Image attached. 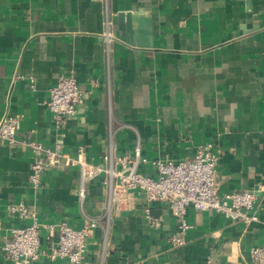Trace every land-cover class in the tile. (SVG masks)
I'll return each mask as SVG.
<instances>
[{
	"label": "crops",
	"instance_id": "crops-1",
	"mask_svg": "<svg viewBox=\"0 0 264 264\" xmlns=\"http://www.w3.org/2000/svg\"><path fill=\"white\" fill-rule=\"evenodd\" d=\"M127 11L152 17L153 47L127 43L117 17ZM62 75L86 95L63 127L47 107ZM7 114L20 124L16 143L0 144V243L30 222L9 210L24 203L39 222L55 225L41 230L36 264H72L48 253L60 222L80 228L87 217L102 225L82 264H252L250 250L264 245V196L249 226L188 208L192 228L173 247L168 234L177 219L166 204L134 193L109 221L100 177L81 199L77 167L46 173L35 192L26 144L82 151L98 164L137 146L150 160L181 161L215 142L223 150L219 193L264 189V0H0V119ZM140 171L154 174L151 165ZM0 264H10L1 250Z\"/></svg>",
	"mask_w": 264,
	"mask_h": 264
},
{
	"label": "built area",
	"instance_id": "built-area-1",
	"mask_svg": "<svg viewBox=\"0 0 264 264\" xmlns=\"http://www.w3.org/2000/svg\"><path fill=\"white\" fill-rule=\"evenodd\" d=\"M109 35V31H107ZM86 102V95L76 79L62 75L57 84L50 89L47 107L58 124L63 127L68 119L79 113ZM20 118L7 114L0 119V144L14 145ZM33 154L29 183L35 192L44 187L46 173L63 167H77L80 173L79 197L84 198L86 184L100 177L107 194L106 218L110 221L114 212L125 210L134 193H141L150 203L161 202L177 219L176 230L168 234V243L180 247L186 243V234L192 225L186 219L187 209L192 207L199 212L212 211L233 221L249 226L257 222L258 200L264 196L261 185L242 192L219 193L217 165L222 148L215 142H207L197 147L192 157L181 161L171 159H148L137 146L133 152L115 157L112 153L98 164L91 163L84 152L76 156L63 153L58 147L49 148L35 141L26 143ZM151 165L153 175L140 171L141 167ZM11 213H19L30 222L12 230V238L0 243V250L10 264H36L41 257V230L53 229V224L39 222L37 214L30 211L24 203L9 207ZM152 228L160 226L150 211L147 213ZM101 220L87 217L80 228L67 222L58 224L59 236L48 256L53 259H67L72 264H82L88 252L89 239L94 230L101 226ZM107 235V234H106ZM252 264H264V245L250 250ZM208 264H213L209 258Z\"/></svg>",
	"mask_w": 264,
	"mask_h": 264
},
{
	"label": "water",
	"instance_id": "water-1",
	"mask_svg": "<svg viewBox=\"0 0 264 264\" xmlns=\"http://www.w3.org/2000/svg\"><path fill=\"white\" fill-rule=\"evenodd\" d=\"M118 23L126 28V41L136 47H153V19L143 11L119 12Z\"/></svg>",
	"mask_w": 264,
	"mask_h": 264
}]
</instances>
